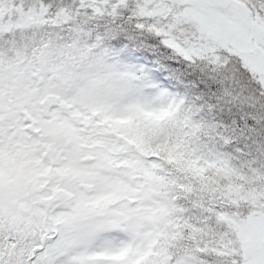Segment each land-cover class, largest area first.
<instances>
[{
    "label": "snow or ice",
    "instance_id": "obj_1",
    "mask_svg": "<svg viewBox=\"0 0 264 264\" xmlns=\"http://www.w3.org/2000/svg\"><path fill=\"white\" fill-rule=\"evenodd\" d=\"M0 264H264V0H0Z\"/></svg>",
    "mask_w": 264,
    "mask_h": 264
}]
</instances>
